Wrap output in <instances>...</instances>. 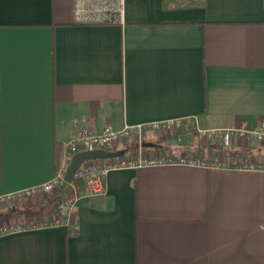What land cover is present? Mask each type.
<instances>
[{"label":"crops","instance_id":"0c3cea01","mask_svg":"<svg viewBox=\"0 0 264 264\" xmlns=\"http://www.w3.org/2000/svg\"><path fill=\"white\" fill-rule=\"evenodd\" d=\"M111 1L123 23L78 24L74 0H0V196L53 179L85 128L264 122V0ZM144 147L231 165L264 159L253 135L222 150L150 133ZM82 184L70 225L0 235V264H264L263 171H116L102 196ZM67 188L1 205L0 226L53 218Z\"/></svg>","mask_w":264,"mask_h":264},{"label":"built area","instance_id":"2783aa9c","mask_svg":"<svg viewBox=\"0 0 264 264\" xmlns=\"http://www.w3.org/2000/svg\"><path fill=\"white\" fill-rule=\"evenodd\" d=\"M123 6L121 2L111 0H74L72 7L73 19L78 24L106 25L123 23ZM163 135L174 134L179 141L185 133L191 134L201 144L214 147L220 144L222 150H228L237 140L246 139L249 135L255 136L264 142V122L256 129L247 124L236 128H201L194 118H179L173 120L143 123L138 125H125L116 130L106 126L102 133H96L85 128L74 133L66 146V158L81 152L103 151L117 152L120 145L128 144L134 149L130 155H119L109 158H98L84 162L76 171L74 180L82 181L88 196H102L107 194V178L112 172L123 170H138L156 167H190L204 169L249 170L263 171L264 159H245L235 164L228 163L220 156L203 158L197 154L176 155L170 150H161L150 154L144 147L148 134ZM68 164L60 169L50 181L20 191L0 196L1 205H18L25 200L37 201L48 195H54L61 188L68 187L65 196L58 199L56 214L51 219L19 220L0 226V235H10L24 231L59 227L71 224V216L79 196L74 190L73 183L65 181ZM75 230L78 226L74 225Z\"/></svg>","mask_w":264,"mask_h":264},{"label":"water","instance_id":"95a60500","mask_svg":"<svg viewBox=\"0 0 264 264\" xmlns=\"http://www.w3.org/2000/svg\"><path fill=\"white\" fill-rule=\"evenodd\" d=\"M122 155L121 153L114 152V153H106L103 151H95V152H85V153H77L75 154L69 166L67 167L66 174H65V181L68 183H72L74 181V175L77 169L86 161L98 159V158H109Z\"/></svg>","mask_w":264,"mask_h":264},{"label":"trees","instance_id":"16d2710c","mask_svg":"<svg viewBox=\"0 0 264 264\" xmlns=\"http://www.w3.org/2000/svg\"><path fill=\"white\" fill-rule=\"evenodd\" d=\"M74 183H76L80 188L83 186L82 181L74 180Z\"/></svg>","mask_w":264,"mask_h":264},{"label":"rangeland","instance_id":"374dc122","mask_svg":"<svg viewBox=\"0 0 264 264\" xmlns=\"http://www.w3.org/2000/svg\"><path fill=\"white\" fill-rule=\"evenodd\" d=\"M21 203V202H20Z\"/></svg>","mask_w":264,"mask_h":264}]
</instances>
